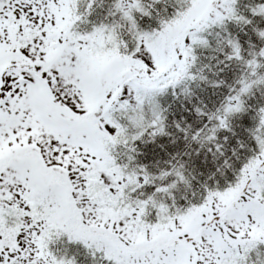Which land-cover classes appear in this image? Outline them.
Instances as JSON below:
<instances>
[{
    "label": "snow or ice",
    "instance_id": "6c2138e0",
    "mask_svg": "<svg viewBox=\"0 0 264 264\" xmlns=\"http://www.w3.org/2000/svg\"><path fill=\"white\" fill-rule=\"evenodd\" d=\"M0 264H264V0H0Z\"/></svg>",
    "mask_w": 264,
    "mask_h": 264
}]
</instances>
